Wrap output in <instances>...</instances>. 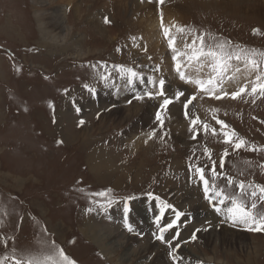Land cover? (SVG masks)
Instances as JSON below:
<instances>
[{
    "label": "rangeland",
    "instance_id": "obj_1",
    "mask_svg": "<svg viewBox=\"0 0 264 264\" xmlns=\"http://www.w3.org/2000/svg\"><path fill=\"white\" fill-rule=\"evenodd\" d=\"M125 1L129 10L121 13L113 0H94V3L72 0L62 5L66 28L58 34L48 24L45 35L40 23L46 24L53 15L54 0H0V260L7 257L4 264H14V259H42L53 254L54 245L63 249L74 264H157L161 254L152 248L159 245L166 252L168 260L162 255L166 264H264V231H250L239 222L233 224L227 218L230 202L219 205L213 197L215 206L222 209L216 212L214 205L204 198L203 183L195 173V167L203 168L211 184L214 161L219 174L215 184L229 195H240L235 187L239 182L264 186V151L250 150L253 146L264 149V97L245 94L233 100L229 95L217 100L181 81L175 64L166 67L158 58L160 55L157 56L163 51L169 54L162 50L164 43L155 53L148 51L150 45L142 28L147 25V16H134L138 3L142 5L147 0ZM172 1L171 4L182 8L173 11V23L191 30L185 36L171 29L177 37L178 50H183L185 41L190 43L195 36L203 35L207 45L227 41L232 49L264 52V9L260 4L264 0ZM162 9H153L152 19L157 15L161 22ZM94 17L96 25L100 22L108 33L97 32L90 21ZM105 17L110 23H104ZM140 22H145L144 26L140 27ZM158 28L156 31L168 46L161 27ZM256 29L259 34H254ZM168 50L173 55L169 47ZM168 58L172 61L170 55ZM231 63L219 86L220 94H231L245 85L250 92L255 74L247 78L243 63L237 64L235 60ZM118 67L133 69L143 80L128 84ZM209 69L197 73L194 67L183 68L186 75L201 79H207ZM160 70L167 75L165 96L135 99L137 95L156 91L148 81L151 78L158 85L155 72ZM171 70L175 74L172 78H177L180 86L169 82ZM242 74L243 78H239ZM101 76L109 78L105 81ZM235 79L238 82L233 84ZM118 81L125 84L117 86ZM227 83L233 89L224 87ZM84 85L92 87L94 93ZM177 86L184 93L178 100L175 93L182 91L176 90ZM106 95L112 101L102 102ZM192 96L196 99L185 109L184 104ZM208 97L215 102L204 105L201 101ZM165 98L173 103L163 111L161 104ZM153 101L159 105L153 106ZM199 101L201 104L197 105ZM172 105L180 108L179 120L186 125L179 126L177 131L180 142L170 127ZM143 106L153 117L146 125L139 119L141 114H134L135 109ZM116 109L121 112L114 116ZM211 109L218 110L216 119L228 125L227 129L216 123ZM157 112H161L163 126L156 119ZM196 117L201 123L193 127L190 120ZM203 123L209 125V131L203 130ZM211 129L216 130L215 135ZM153 131L155 136L149 138ZM224 131H235L247 142L246 147L236 150L232 144L225 143ZM193 135L196 139H192ZM206 148L211 159L205 154ZM91 154H94L93 162ZM227 178L235 183L228 186ZM186 181L197 190V199L202 198L213 212L211 218L204 216L207 214L204 210L196 214L194 208L198 204L187 202L188 192L183 187ZM108 190V198L94 195ZM246 191L250 193L251 189L246 187ZM241 199L250 207V195ZM160 201L172 206L165 210L161 227L172 222L176 212L183 214L164 233L170 244L156 238L159 229L154 221L160 215ZM125 205L129 209L127 224L132 227L131 232L125 226ZM257 205L256 212H264V203L257 200ZM115 211L118 218L113 217ZM87 225L122 235L121 240H116L118 244H108L114 258L106 259L102 250L83 234ZM224 225L242 233L241 236L228 244L230 240L226 242L221 235ZM213 230L218 237L207 239L205 235ZM238 239L247 247L240 246ZM141 247L146 255L139 257ZM173 251L178 258L175 262L170 255Z\"/></svg>",
    "mask_w": 264,
    "mask_h": 264
},
{
    "label": "snow or ice",
    "instance_id": "obj_2",
    "mask_svg": "<svg viewBox=\"0 0 264 264\" xmlns=\"http://www.w3.org/2000/svg\"><path fill=\"white\" fill-rule=\"evenodd\" d=\"M165 0H159V3L163 4ZM160 27L163 31V35L165 39L168 41V47L173 51V61L175 62V71L177 72L181 81L186 84H192L195 86L199 92L207 94L209 97L215 98L220 100L225 96H229L230 98L235 100L241 98L243 95H259L264 97V52H257L256 50H246L242 48H235L232 49L230 42H217L214 45H207L205 43V37L203 35L195 36L191 39V42L185 41L183 50H178L176 48V39L177 37L172 34L171 29L175 28L177 34H184L185 36L188 34V31L185 28L178 26V25H171L170 27H165L163 23V13L160 14ZM104 23H110L107 17L104 18ZM254 34H259V30H254ZM211 39L215 40V37H210ZM134 39V38H133ZM183 57V61L181 60ZM235 60L237 64L243 63L246 72L250 74H255V80L251 83L250 92L248 91V86L239 87L237 91L232 92L231 94L227 92H223V95L220 94L222 89L219 86L223 83L224 75L228 72V70L232 67V61ZM184 67H194L195 71L199 73L204 68H210L211 73L208 75L207 79H201L199 76L193 77L186 75L185 71L183 70ZM237 71H240L239 67L236 68ZM119 73H121L122 77H126L128 84H133L135 80L140 79L143 80V77L140 76L136 71L131 68H124L118 67ZM109 77L101 76V80H108ZM149 83L153 85L156 89L155 92L148 91L145 92L143 95H137L135 99L143 100L144 96L148 98H154L155 96H165L164 86L165 80L159 79L158 85L157 81L152 80L149 78ZM85 88L90 93H94V89L88 85H84ZM183 92L175 93V99H179L183 96ZM196 99V96H192L191 99L187 100V103L184 104L185 109L188 108V105L192 103L193 100ZM173 103L172 99L165 98L163 103L161 104V109L163 111L167 110L168 105ZM51 106V105H50ZM79 111V109H77ZM217 109H211L213 118L216 119V112ZM185 116L187 118L188 113L185 112ZM156 119L159 121L160 125L163 126V118L161 112H157ZM84 123L83 120L80 121L82 125ZM198 123H201L199 117L190 120V124L194 127ZM216 123L221 126L222 129H227L228 125L224 124L223 121L216 119ZM202 128L205 132L209 131V125L207 123L202 124ZM212 134H216L215 129H211ZM223 135L225 137L224 142L227 144H232L234 149L239 150L241 148H245L247 142L239 138L235 131H224ZM155 136V132L149 134V138ZM192 139H196V136L193 135ZM251 151H264V149H256L255 146L250 148ZM205 154L208 155L209 159H211V154L209 150L205 149ZM228 155L227 150L224 152V156ZM224 166V159L221 158L220 167L223 168ZM264 167V166H262ZM189 171H192V166L189 167ZM195 173L198 176L199 180L203 183V191H204V198L209 202V204L214 205V209L216 212H220L222 209L220 207H216L213 201V197L216 198V203L219 205H225L226 201L230 202V207H227V218L236 224L237 222L243 223L248 230L250 231H264V212L257 213L256 209L258 207L257 200L261 203H264V186L262 185H253L249 183L247 186L244 182H239L235 184V187L239 190L240 195H229L225 193L224 189L218 188L215 184V179L218 178V173L216 171L215 162L213 161V167L211 169V175L213 178V182L210 184L209 180L205 178L204 169L201 167H195ZM235 182L231 178H227L228 186H232ZM247 189H251V192L248 193ZM94 195H99L104 198H108L110 195V190L106 192L96 193ZM244 195H250L252 198V203L250 207L241 199ZM150 198L151 193L149 194ZM156 200H159V197H155ZM112 201L109 200V203ZM170 204L166 202L160 201V215L156 217L154 223L157 225L159 229V234L156 238L161 243H169L165 239L164 233L172 229L177 221L180 220V217L183 215L180 212L175 213V219L168 223L166 226H160V220L164 215L166 209L171 208ZM91 211V209H89ZM129 209L127 205H125L124 212H125V226L127 227L128 231H133L132 227L127 224V213ZM178 236L179 233H176ZM192 239L195 240V234H193ZM171 246V245H170ZM172 256L173 261H177V256L175 251L170 253ZM8 258L5 257L3 260H0V264H4L5 260ZM14 264H74L72 260L69 259L67 255H65L63 249H58L53 245V254H49L44 256L42 259L37 258H27L25 260L22 259H14Z\"/></svg>",
    "mask_w": 264,
    "mask_h": 264
},
{
    "label": "bare ground",
    "instance_id": "obj_3",
    "mask_svg": "<svg viewBox=\"0 0 264 264\" xmlns=\"http://www.w3.org/2000/svg\"><path fill=\"white\" fill-rule=\"evenodd\" d=\"M55 1V5L53 6V15H50L48 18H47V20H46V24H44V23H40V28H41V30H42V32L46 35L47 34V32H46V29H47V27H46V25H48L49 26V28H52L54 31H58V34H59V32H61L64 28H66V26H64V23H66V21H64L65 19H63V17H62V12H63V10H64V8H63V6L62 5H64V4H68V3H71V1L72 0H54ZM93 1V3H94V0H92ZM98 1V0H97ZM101 1V0H100ZM106 1V0H105ZM114 1V3H115V5H116V7H117V9L119 10V11H121V13H124V12H126L127 10H129V8H128V6H127V1H125V0H113ZM145 1V0H144ZM157 1V0H156ZM156 1H154V0H152V2L150 3V2H148V0L147 1H145L142 5L141 4H139L138 3V6H137V10L135 11L136 13H134V16L135 15H139L140 14V16H142V17H144V16H147L146 18H145V20H146V26H144L143 24H145V22L142 24V22H140L139 23V25H140V27H142V26H144V27H142L143 29H144V37H145V39H146V42H147V44H149L150 45V49H148V51L149 50H154L153 52L155 53L156 51H157V49L160 47V46H162V44L164 43L165 45L164 46H162L163 48H162V50H166L169 54H166V53H164L165 51H163V52H159L158 54H157V56H159L160 55V57H158L159 59H161L163 62H164V64H165V66L166 67H172L174 64H175V62L173 61V59H172V57H173V55H171V52L168 50V46H167V42L165 43V41L163 40V38L160 36V33H159V31H156V29H158L159 30V28L158 27H160V22H159V18H157L158 16L156 15L155 16V18L154 19H152L153 18V16L152 15H154L153 13L154 12H152L153 11V9H155L156 7H160V8H163L162 10L165 12H163L164 14V16H163V20H165V22H164V26L165 27H170V25H171V23L172 24H174L173 23V19L171 18V17H173L174 16V14H173V11H178L179 12V9H181L182 10V8L180 7V6H178L176 3H173V4H171L173 1L172 0H165V2L163 3V4H161V3H159V1L158 2H156ZM221 1V0H220ZM239 1V0H238ZM253 1H262V0H253ZM126 2V3H125ZM143 2V1H142ZM215 2H216V0H215ZM108 3V2H107ZM104 4V3H103ZM134 4H136V3H134ZM217 4V3H216ZM260 4H262L261 5V7L264 9V2H260ZM70 5V4H69ZM97 6V5H96ZM260 6V5H259ZM69 7V6H68ZM98 7V6H97ZM179 7V8H178ZM63 8V9H62ZM99 8V7H98ZM123 9V10H122ZM90 10H91V8H90ZM94 11V10H93ZM118 12V11H117ZM172 12V13H171ZM181 12V11H180ZM80 13V12H79ZM156 13V12H155ZM166 14H170V16L169 17H165L166 16ZM149 15V16H148ZM41 16V15H40ZM65 16V15H64ZM177 16V15H176ZM175 16V18H176V20H177V17ZM141 17V18H142ZM40 18V17H39ZM66 18V17H65ZM149 19H152V20H149ZM171 19H172V22H171ZM144 20V21H145ZM148 20H149V22L151 21V23L150 24H148ZM91 25H94L95 26V28H96V30H97V32L98 33H103V34H106V33H108V31L105 33V30H106V28H104L103 26H102V24L99 22L98 23V25H96V23H97V19L94 17V18H92L91 20ZM70 22V21H69ZM66 25V24H65ZM93 27V26H92ZM141 29V28H140ZM50 31V30H49ZM65 32V31H64ZM52 33V32H51ZM64 34V33H63ZM46 40H48L47 42H50L49 41V39L46 37ZM50 44V43H49ZM153 48H152V47ZM49 50V49H48ZM169 55H170V58L172 59V61L168 58L169 57ZM167 60H168V62H167ZM181 60L183 61V57H181ZM164 66V67H165ZM175 67V66H174ZM207 70V69H206ZM210 70V69H209ZM208 70V71H209ZM243 70H245V69H243ZM172 71V73H171V75H169L170 77H171V80L169 79V82L170 83H173L175 86H176V84L178 85V86H180V82L179 81H177V78H175V79H173L172 78V76L173 75H175L174 74V71L173 70H171ZM202 72H205V70L204 71H202ZM156 74H155V77L157 76V78H158V80L159 79H164V77L165 76H167V75H165V72L163 71V70H160V71H158V72H155ZM185 73H187V72H185ZM207 73V72H206ZM242 73V72H241ZM244 73H246V75H247V78H249V77H251V75H254V74H250V73H248V72H246V70H245V72ZM167 74V73H166ZM208 74H210V73H208ZM234 74H236V73H234ZM231 75V74H230ZM243 76H244V74H242L239 78H243ZM176 77V76H175ZM208 76H206V78H207ZM228 77H230V76H228ZM237 77V76H236ZM255 77V76H254ZM231 78V77H230ZM246 78V79H247ZM126 79V78H125ZM127 80V79H126ZM224 80V79H223ZM232 80V79H231ZM238 79H235L234 81H233V84H235V82H238L237 81ZM241 80V79H240ZM121 81V80H120ZM120 81H118V84H117V86L118 85H121V86H123L124 84H125V82L123 81L122 83L120 82ZM225 81H226V78H225ZM228 82V81H227ZM230 82V81H229ZM228 82V83H229ZM226 84V86H224V87H228V86H230L231 88H232V84ZM239 84V83H238ZM242 85V84H241ZM175 87V89L176 90H181L182 91V89L180 88V87ZM120 87V86H119ZM238 87H239V85H238ZM121 88V87H120ZM183 89H185V88H183ZM228 89H229V87H228ZM233 89V88H232ZM122 90V89H121ZM183 92V91H182ZM186 92H188V91H186ZM173 93H174V91H173ZM185 96H188L187 95V93H185ZM200 98V97H199ZM198 98V99H199ZM211 98V97H210ZM112 98H110L109 99V96L108 95H106L105 97H103V101L102 102H109V101H112L111 100ZM209 97L208 98H204V99H202L203 101H201V102H203L204 103V105L206 104V105H208V104H210V103H214L215 102V100L214 99H209ZM200 100H201V98H200ZM209 102H208V101ZM197 102V101H196ZM201 102L199 101L198 103H197V105H200L201 104ZM104 103H102L103 105H106V104H104ZM113 103V102H112ZM223 103V102H222ZM155 104H157V106L159 105V103L158 102H154L153 101V106L155 105ZM211 105V104H210ZM92 106V105H91ZM147 107V106H146ZM148 109L150 108L149 106L147 107ZM129 109V108H128ZM128 109H126V111L128 110ZM93 111H94V109H93ZM115 112H113V115L115 116V115H117V114H120V112H121V109H116V110H114ZM180 108L179 107H176L175 105H172V107L170 108V115L172 116V120H171V122H170V127H171V130H172V133L173 134H175V139L178 141V142H180L181 141V137H180V135L179 136H177L178 134H177V131L179 130V126H183V125H185V122L183 121V120H179L180 119ZM129 112H132V111H129ZM105 114V113H104ZM129 114V113H128ZM134 114L135 115H140L139 116V119L140 120H142V122L144 123L145 122V125L146 124H148V123H146V121H152L153 120V117H152V119L150 118V115L151 114H147L146 113V109L144 108V106L141 108V109H135V111H134ZM104 116H107V115H104ZM110 116H111V114H110ZM154 116V115H153ZM106 119V118H105ZM139 119H137V120H139ZM127 120H130L129 119V117L127 118ZM123 121H126L125 119H123ZM150 125V124H149ZM186 126V125H185ZM86 128V127H85ZM187 128V127H186ZM185 129V128H184ZM186 130V129H185ZM68 130H66V132H67ZM134 131V130H133ZM137 132V131H136ZM179 132V131H178ZM68 133V132H67ZM130 133V132H129ZM132 133V132H131ZM64 134V133H63ZM71 134V133H70ZM135 134V133H134ZM177 134V135H176ZM65 136H66V134H65ZM67 137V136H66ZM70 137V136H69ZM72 138H74V136L72 137ZM139 138V137H138ZM138 138H135V139H138ZM183 138V137H182ZM137 142V141H136ZM138 144H140L139 142H138ZM137 144V145H138ZM142 144V143H141ZM143 144H144V141H143ZM90 156V155H89ZM103 157V156H102ZM90 158H93V159H91L92 160V162H93V160H94V154H91V156H90ZM90 158H89V160H90ZM100 161V160H99ZM103 161V160H102ZM107 161V160H106ZM105 161V162H106ZM98 164V163H97ZM106 164V163H105ZM101 167V166H100ZM98 167H95L94 169H97ZM108 169V170H110V166H106L105 167V169ZM93 174V173H92ZM183 187L184 188H186V190H187V195L189 196V198H188V200H187V202H189V204L190 205H196V204H198L197 205V208H194V210L196 211V214L198 213V212H203V210L207 213V214H204V216L205 217H208V218H211V213H213L212 211H210L209 210V208H208V206H207V204L205 203V202H203V200H202V198L201 199H197V190L195 189V188H193V187H190L189 186V182L188 181H186L185 183H183ZM196 190V191H195ZM119 210V209H118ZM116 212V211H115ZM117 213L118 212H116V213H113V214H111V215H113V217L114 218H118V215H117ZM215 214V216L214 217H216L217 216V214L216 213H214ZM213 215V214H212ZM202 217H204L203 215H201ZM197 219V218H196ZM201 219V218H200ZM205 219H207V218H205ZM205 221V220H204ZM220 221V220H219ZM200 222V221H199ZM197 223H198V220H197ZM202 223V222H201ZM217 223V222H216ZM219 223V222H218ZM216 224L217 226L219 225V224ZM200 224V223H199ZM89 225V224H88ZM87 225V226H88ZM197 227V226H196ZM214 227V226H213ZM193 228H194V226H193ZM215 228V227H214ZM106 229H108V228H106ZM222 233H221V235H222V237H224V239H225V241L227 242L228 240L227 239H229L230 241H229V243L228 244H231L232 242H233V240L235 239V237H239V236H241V234L242 233H239L238 231H236V230H233V229H231V228H229V227H227L226 225H224V226H222ZM117 232V231H116ZM108 233V234H107ZM83 234H85V236L89 239V240H91L92 242H94V244L99 248V249H101L102 250V252L104 253V256H105V258L106 259H112V257L114 258V256H112V249L110 248L109 249V247H108V244L109 243H111V244H114V243H117V241L116 240H121L120 238H121V236L122 235H120L118 232H117V234H115V233H113V232H108V231H105L104 232V230H98V228H93V226H88V227H86L85 226V228L83 229ZM213 236H216V237H218V234H217V231H215V230H213L212 232H210L209 234H207V235H205V237L207 238V239H210V238H213ZM123 238V237H122ZM136 240V239H135ZM238 241V244L240 245V246H246L247 247V245H246V243H244L243 242V240H241V239H238V240H236V242ZM135 242V241H134ZM138 243V242H137ZM118 244V243H117ZM245 244V245H244ZM136 245V244H135ZM245 247V248H246ZM125 248V250L128 252L129 251V248L128 247H124ZM242 248V247H241ZM98 249V250H99ZM130 249H132V248H130ZM141 249H142V251H141V253H139L138 254V256L139 257H142V256H144V255H146V251H145V249H143L142 247H141ZM147 250V249H146ZM158 251V254H161V255H159L158 257H159V259H157V264H166L165 263V261H164V259L162 260V255H165V259L167 258L166 257V252H165V250H163L162 249V247L161 246H154L153 248H152V251ZM143 252H145L144 254H142ZM151 254V253H150ZM125 255V254H124ZM142 259V258H141ZM166 260H168V259H166ZM210 260V259H209ZM122 261H120V263H121ZM168 262V261H167ZM123 264V263H122ZM168 264V263H167Z\"/></svg>",
    "mask_w": 264,
    "mask_h": 264
},
{
    "label": "crops",
    "instance_id": "obj_4",
    "mask_svg": "<svg viewBox=\"0 0 264 264\" xmlns=\"http://www.w3.org/2000/svg\"><path fill=\"white\" fill-rule=\"evenodd\" d=\"M216 218H217V216H216ZM219 220V219H218ZM219 224V223H218Z\"/></svg>",
    "mask_w": 264,
    "mask_h": 264
}]
</instances>
